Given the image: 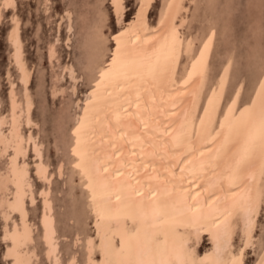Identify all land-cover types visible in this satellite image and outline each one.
Segmentation results:
<instances>
[{
    "label": "bare ground",
    "instance_id": "bare-ground-1",
    "mask_svg": "<svg viewBox=\"0 0 264 264\" xmlns=\"http://www.w3.org/2000/svg\"><path fill=\"white\" fill-rule=\"evenodd\" d=\"M185 1L164 0L158 23L145 34L153 0H141L132 27L118 38L112 76L80 121L77 158L82 177L89 180L98 238H87L90 264H243V254L236 256L229 248L236 219L242 222L246 246L252 243L264 197V75L244 108H239L241 85L235 89L218 123L232 60L223 65L201 107L215 35L210 31L195 55H191L192 40L184 42L191 60L176 78ZM112 3L120 21L124 0ZM0 4L14 6L15 0ZM68 27L70 31L72 24ZM9 38L23 102L13 81L9 135H2L8 120L0 115V142L6 148L10 143L14 146L10 161L14 191L8 207L20 213L21 226L15 222L6 230L5 237L11 240L6 253L13 264H32L30 254L20 250L33 236L26 210L29 173L18 159L31 143L38 157V177L48 180L49 166L32 131L21 132L22 117L28 126L34 123V104L29 91L31 69L16 17ZM49 54L55 57L54 44ZM66 69L76 81L73 67ZM62 169L61 164V174ZM41 193L47 254L59 264L50 194L43 189ZM204 231L212 248L198 257L188 246V236L199 238ZM96 249L98 259L93 256Z\"/></svg>",
    "mask_w": 264,
    "mask_h": 264
},
{
    "label": "rangeland",
    "instance_id": "rangeland-1",
    "mask_svg": "<svg viewBox=\"0 0 264 264\" xmlns=\"http://www.w3.org/2000/svg\"><path fill=\"white\" fill-rule=\"evenodd\" d=\"M163 1L153 0L144 23L145 34L158 23ZM140 2L124 0L125 8L120 21L112 0H15L14 6L4 7L0 4V115L10 119L9 92L13 81L19 101L23 102V87L12 58L13 47L9 38L16 17L20 23L24 58L31 69L29 91L34 104L31 111L34 123L28 126L22 117L21 132L27 135L32 131L42 158L49 166V179L38 177V157L31 143L27 145L28 151L25 150L27 154L25 152V156L21 155L22 158L18 159L21 165H26L29 173L26 210L33 236L20 250L30 254L32 264H55L54 256L47 254L43 235L42 189L49 191L52 202L59 264H90L87 238H98L95 214L89 199V180L85 179L86 176L82 177L81 163L77 158L80 141L77 130L81 119L88 116L91 104L113 74L120 34L132 27ZM185 5L182 16L186 22L179 29L180 61L176 78L181 77L184 64L191 60L183 49L184 42L192 40L191 55H195L209 32L213 31L215 35L201 107L223 65L232 60L219 123L235 89L241 85L239 108H244L250 104L264 75V0H186ZM69 23L72 24L70 31ZM53 44L56 54L51 59L49 52ZM68 65L73 67L76 81L66 69ZM5 126L2 135L8 136L10 120ZM0 143H3L0 144V264H13L6 253L11 240L5 234L15 222L21 226L20 213L8 207L14 191L10 176L14 146L10 143L6 148L4 142ZM61 164L62 174L59 172ZM240 222L236 219L233 243L229 248L236 256L243 254V264H263L264 197L254 237L248 246ZM179 231L183 232L184 229L179 228ZM188 237V246L195 250L198 257L211 250L212 241L208 232H202L199 238L193 234ZM115 241L119 244L118 237ZM93 256L99 258L98 249Z\"/></svg>",
    "mask_w": 264,
    "mask_h": 264
}]
</instances>
